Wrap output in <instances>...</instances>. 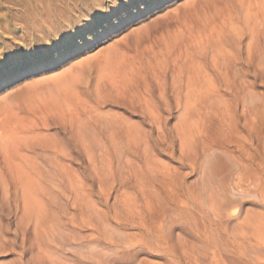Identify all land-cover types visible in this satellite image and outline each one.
Masks as SVG:
<instances>
[{"label":"rangeland","instance_id":"374dc122","mask_svg":"<svg viewBox=\"0 0 264 264\" xmlns=\"http://www.w3.org/2000/svg\"><path fill=\"white\" fill-rule=\"evenodd\" d=\"M239 1L163 0L0 84L41 134L0 144V264H264V23ZM120 61L135 72L113 84ZM58 90L75 94L59 110Z\"/></svg>","mask_w":264,"mask_h":264},{"label":"bare ground","instance_id":"6f19581e","mask_svg":"<svg viewBox=\"0 0 264 264\" xmlns=\"http://www.w3.org/2000/svg\"><path fill=\"white\" fill-rule=\"evenodd\" d=\"M162 1L163 0H0V49L3 48V50L0 51V84L7 83L14 77L18 78L22 75L27 74L28 72L41 68V66H46V64L48 63L60 61L66 56L73 54L74 52L77 53L79 49L88 44H92L101 35H104L106 33V30L117 28L118 26L123 25L125 21H129L131 19H134L135 17L143 15L144 12L150 10L151 7ZM240 2L241 1H239V3ZM240 4H242L241 7L244 8V11L249 14H245L250 17L249 20L246 17L247 21L253 19L254 21L258 20V24L264 23V0L261 2H258L257 0H245ZM253 13L256 16H252ZM254 27L251 28V40L248 44V49L257 47V43L255 41L256 38L254 35L257 31H254ZM237 29L238 28L236 26L233 27V31H236ZM243 35V32H235V38L233 37V41L236 44H240ZM171 51L172 50H170V48H167V53H172ZM214 52L215 57L219 56L216 60V63L221 58L226 57V52L222 45H218L217 49ZM162 55L165 56V52ZM213 58L214 57L212 56V60ZM261 61L264 62V56L261 58ZM122 63L120 61L118 67H115L116 73L112 74L114 75L113 78L110 76V78L112 79H109V82L114 84V82H118L116 81V78H119L120 82L121 79H123L124 81V78L126 79L127 76L134 75V67L131 68V66L129 65L131 70H128L127 67L121 66ZM131 65L133 66V64ZM160 77L162 79V73ZM123 81L121 82V85L125 83H123ZM154 81H156L157 83L161 82V80L159 81L158 79H154L153 82ZM195 81H197L199 84L202 83L201 81H204L203 83H206L207 78L204 75L203 78H198ZM115 86H117V84H115ZM49 89L50 88L48 86V90ZM33 90L34 89L29 87L27 88V90H22V93L18 92V95L22 96L23 94H30ZM58 91L59 92H57V96L59 97V99L54 100V102L57 101L55 103V108L57 109L58 107L60 108V104L61 106L64 105L62 104L63 102L66 106L70 104L69 102H67L66 96L71 95L73 97L75 95L72 94L73 92H70V94L68 92H65V94H63L64 92H60V90ZM18 95H16L17 98L19 97ZM16 97L14 96V98ZM27 97L28 96H26V98ZM78 100H75V102H78ZM73 101L74 100H72V103H74ZM4 105L6 106V104H3V107ZM1 108L0 144H4L5 141H8L11 138L10 136L12 134H18L20 135V139L22 138L24 141L23 145H25V149L27 151L33 152V149L35 150V140L38 138L37 134H40L34 130L35 125L34 127H32L33 121H30L29 118L22 119L20 118V116L19 119L14 116L13 118L11 115H9L6 108L5 110ZM64 108L65 106H63V109ZM71 108L72 107H69L68 109ZM57 109H55L54 111L56 112ZM62 112L63 111L61 110V112L59 111L57 113ZM14 135L12 137L13 142L15 139ZM17 138L15 139V146L18 144ZM18 142H20V140ZM11 144L14 145V143ZM16 147L15 149L11 148V151H9L10 158L7 157L8 160L6 159V162L8 163V166H11L12 168L10 169L11 173L14 172L15 174H11L12 179L14 180L15 178V180L17 181L16 184H21L20 189L26 194H29L36 189L32 182L33 178H30V176L32 177L33 175H23L29 172L24 171L25 173L22 174L23 171L20 169L21 166L19 168L20 170L17 169L15 163L17 161L19 162L23 158L26 159L27 155L20 153L21 151H24V149H20L21 146H19L20 148L17 147V149ZM18 153L20 154L19 157L17 155ZM18 171L21 174H19ZM39 171L40 170L37 171V169L35 170V172L37 173ZM2 181V176H0V185ZM3 184H6V182ZM2 187V190H4L5 185H3Z\"/></svg>","mask_w":264,"mask_h":264}]
</instances>
